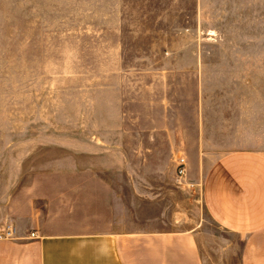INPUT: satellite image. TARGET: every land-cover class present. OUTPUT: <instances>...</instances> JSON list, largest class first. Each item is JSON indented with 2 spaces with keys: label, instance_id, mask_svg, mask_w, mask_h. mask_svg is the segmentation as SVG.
<instances>
[{
  "label": "rangeland",
  "instance_id": "rangeland-1",
  "mask_svg": "<svg viewBox=\"0 0 264 264\" xmlns=\"http://www.w3.org/2000/svg\"><path fill=\"white\" fill-rule=\"evenodd\" d=\"M230 10L0 0V230L99 224L117 204L125 227L191 233L202 264H241L244 239L210 219L206 165L187 156L201 113L264 93V38Z\"/></svg>",
  "mask_w": 264,
  "mask_h": 264
},
{
  "label": "crops",
  "instance_id": "crops-1",
  "mask_svg": "<svg viewBox=\"0 0 264 264\" xmlns=\"http://www.w3.org/2000/svg\"><path fill=\"white\" fill-rule=\"evenodd\" d=\"M219 1L233 8L231 15L243 12L259 33L254 37L264 38V0ZM187 152L206 165L201 201L210 219L243 237L241 264H264V93L251 96L242 114L201 113ZM102 215L99 224L19 228L15 238L0 239V264H202L191 233L125 227L117 204Z\"/></svg>",
  "mask_w": 264,
  "mask_h": 264
},
{
  "label": "built area",
  "instance_id": "built-area-1",
  "mask_svg": "<svg viewBox=\"0 0 264 264\" xmlns=\"http://www.w3.org/2000/svg\"><path fill=\"white\" fill-rule=\"evenodd\" d=\"M178 167H179V172H183L184 171V166H185V159L184 157H179L178 159ZM30 237H35V232H31L29 234ZM16 234H15V229L12 228L11 226H8L4 229L0 230V239H12L15 238Z\"/></svg>",
  "mask_w": 264,
  "mask_h": 264
}]
</instances>
